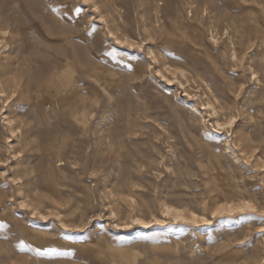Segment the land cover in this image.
<instances>
[{
  "label": "rangeland",
  "instance_id": "374dc122",
  "mask_svg": "<svg viewBox=\"0 0 264 264\" xmlns=\"http://www.w3.org/2000/svg\"><path fill=\"white\" fill-rule=\"evenodd\" d=\"M0 264H264V0H0Z\"/></svg>",
  "mask_w": 264,
  "mask_h": 264
}]
</instances>
